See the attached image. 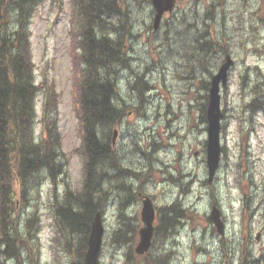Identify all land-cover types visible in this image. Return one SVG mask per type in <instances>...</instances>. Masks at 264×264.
I'll use <instances>...</instances> for the list:
<instances>
[{
	"label": "rangeland",
	"instance_id": "rangeland-1",
	"mask_svg": "<svg viewBox=\"0 0 264 264\" xmlns=\"http://www.w3.org/2000/svg\"><path fill=\"white\" fill-rule=\"evenodd\" d=\"M120 6L134 35L128 42L130 56L139 65L134 71L148 75L146 82L154 90L144 94L140 107L139 98L129 89L131 82L118 81L117 104L123 114L111 146L115 157L105 162L100 181L104 227L100 263L156 264L159 253H163L159 257L169 253L168 264H240L246 251L245 264H264V111L253 113L247 108L258 94L264 102V0H177L155 32L150 0H127ZM71 8V0H33L30 46L40 89L34 133L40 137L47 120L57 123L62 173L54 178L43 173L35 179L26 206L19 209L27 246L9 250L12 256L1 254L4 247H0V264H73L86 250L78 251L82 239L59 233L53 220L65 194L81 189L83 176L75 95L80 49L71 31ZM205 12L217 19L206 22L209 38L216 30L215 40L220 43L219 30L224 26L225 49L234 59L228 83L220 92L222 156L211 183H207L205 163L207 124L202 117L208 90L203 84L210 81L223 56L196 52L192 38L197 36L185 27L194 19L202 27L199 20ZM52 90L55 102L46 99ZM113 159L118 166L111 165ZM142 196L152 200L156 229L149 254L138 257L133 249L142 226ZM175 203L185 212L168 235L159 230V212ZM213 205L221 211L224 237L208 219ZM29 218L33 219L30 229L25 222Z\"/></svg>",
	"mask_w": 264,
	"mask_h": 264
},
{
	"label": "trees",
	"instance_id": "trees-1",
	"mask_svg": "<svg viewBox=\"0 0 264 264\" xmlns=\"http://www.w3.org/2000/svg\"><path fill=\"white\" fill-rule=\"evenodd\" d=\"M126 2L71 0V31L80 49L75 95L83 176L81 189L65 194L63 204L57 205L53 220L59 233L67 234L68 238L78 236L82 239L77 246L80 252L86 248L92 219L103 205L100 186L104 176L103 166L108 159L115 157L110 144L112 130L123 114L117 104L120 74L129 72L137 75L130 90L139 98L137 104L140 107L145 103L144 94L150 88L146 84V74L133 71L128 54L123 50L132 49L128 42L134 39L130 19L120 6ZM33 11V0H0V247H4L1 254L10 256L9 250L27 246L20 230L19 209L26 206L35 179L43 173L52 178L62 173L61 137L57 123L47 120L41 136L36 137L34 133L35 98L40 89L34 79L31 58L29 21ZM210 15L208 13L204 17L212 20ZM194 35L197 37H193L192 41L200 55L210 57L212 54L223 56L227 53L223 45L213 42L202 27L194 29ZM190 43L187 49H191ZM203 86L208 89L209 83ZM46 99L55 102L54 90L46 94ZM260 100L259 94L251 98L247 108L253 113L264 111V102ZM47 105L48 102H45L44 117ZM204 114L205 110L202 117ZM113 163H116L114 159ZM161 211L159 220L162 228L159 230L170 235L185 211L179 209L176 203ZM32 220L25 221L28 229ZM121 224L119 230L123 232L124 223ZM124 232L125 236L129 234L128 229ZM159 255L158 264L170 262L169 253ZM246 256L244 251L240 264L248 262ZM128 259L127 256L126 262ZM81 262L82 258L73 264Z\"/></svg>",
	"mask_w": 264,
	"mask_h": 264
},
{
	"label": "water",
	"instance_id": "water-1",
	"mask_svg": "<svg viewBox=\"0 0 264 264\" xmlns=\"http://www.w3.org/2000/svg\"><path fill=\"white\" fill-rule=\"evenodd\" d=\"M175 0H151L155 11L153 19V28L157 29L160 20L165 12H170L174 6ZM232 59L227 56L225 62L221 65L219 71L212 77L209 88L207 104V141H206V166L208 171V182L210 183L218 168L221 146H220V122L223 113L220 108V86L225 87L227 74L232 66ZM140 219L143 226L138 230L139 240L134 247V252L138 256L145 255L150 246L153 237L155 219V210L149 197L142 198V207ZM209 219L214 225L218 235H224V223L221 219V213L218 208H211ZM104 233L103 221L100 212H97L92 220L90 233L87 241V250L84 254L83 264H99V257L102 247V237ZM259 237H257L258 239Z\"/></svg>",
	"mask_w": 264,
	"mask_h": 264
},
{
	"label": "flooded vegetation",
	"instance_id": "flooded-vegetation-1",
	"mask_svg": "<svg viewBox=\"0 0 264 264\" xmlns=\"http://www.w3.org/2000/svg\"><path fill=\"white\" fill-rule=\"evenodd\" d=\"M210 5H213V4H210ZM192 11V13H191V15L193 14V15H196V13H195V11L194 10H191ZM206 14H208L207 12H205V13H203V15L201 16V18H200V22H199V25L200 26H202V28L203 29H205L204 27L206 26V22L208 21V20H211V19H206V17H204ZM204 17V18H203ZM203 18V19H202ZM212 20L214 21V22H216V20L217 19H213L212 18ZM185 27H186V31L189 33V34H191L192 35V33H193V29L194 28H199L198 27V19H194L193 20V22L192 23H187L186 25H185ZM206 30V29H205ZM207 31V30H206ZM223 31H224V26H222V28L219 30V35H221L222 36V39H221V42L220 43H218V45L219 44H222L223 45V47L225 48V44H226V41H224L223 40V38L225 37L223 34ZM207 34H208V37H209V33H208V31H207ZM217 32H216V30H214V33L213 34H211L212 35V39H213V42L214 41H216L215 40V37L217 36ZM192 38V37H191ZM190 41H191V39H190ZM216 43H217V41H216ZM188 47V46H187ZM227 55H229V53L227 54H225V56H227ZM196 83H198L197 81H196ZM202 83V82H201ZM121 126V125H120ZM119 132V131H118ZM147 153L148 154H150V151H147ZM142 154H143V156H146V152H145V150L144 151H142ZM115 166H117V165H115ZM124 170H127V169H124ZM123 171V170H122ZM134 176L137 178L138 177V175H137V172L134 174ZM259 235H260V233H258ZM73 251V250H72ZM82 264H83V261H82ZM101 264V263H100Z\"/></svg>",
	"mask_w": 264,
	"mask_h": 264
},
{
	"label": "bare ground",
	"instance_id": "bare-ground-1",
	"mask_svg": "<svg viewBox=\"0 0 264 264\" xmlns=\"http://www.w3.org/2000/svg\"><path fill=\"white\" fill-rule=\"evenodd\" d=\"M105 178V177H104ZM106 178H108V177H106ZM108 180H109V178H108Z\"/></svg>",
	"mask_w": 264,
	"mask_h": 264
}]
</instances>
